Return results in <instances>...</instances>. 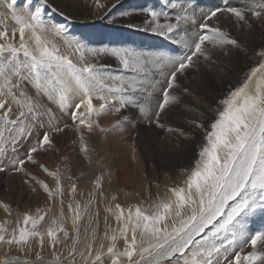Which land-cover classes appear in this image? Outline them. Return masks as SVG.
<instances>
[{
  "label": "snow or ice",
  "instance_id": "6c2138e0",
  "mask_svg": "<svg viewBox=\"0 0 264 264\" xmlns=\"http://www.w3.org/2000/svg\"><path fill=\"white\" fill-rule=\"evenodd\" d=\"M17 3L18 0H11L7 8L18 26L13 28V35L18 31L20 42L18 45L0 43V109H6L0 114V122L19 126V133L11 137L13 152L18 148L20 134L34 127L45 126L44 116L49 117L51 131H62L52 123L56 119L53 109L45 107L39 99L29 95L23 88L25 82L35 89L36 97H46L48 101L58 105L61 112L71 109L69 114L74 123L77 120L80 124L85 123L84 113L80 111L82 108L89 115L94 112L99 115L104 110L114 109L115 112H120L132 105L138 107L149 124L162 126V113L167 107L179 103L178 98L169 91L174 89L178 74L183 75L186 69L193 66L194 57L210 60L209 53L202 46L206 42L218 48L238 46L236 40L229 38L219 27L211 26L210 21L218 18V13L230 14L236 22L245 24L249 23L246 12H251L254 18L264 16V0H246L247 6L243 8L217 7L200 14L194 11L189 14V10L185 9L183 14L175 16V23L168 22L167 12L144 9L151 18L145 23L152 32H158L169 39L172 38L171 34L179 33V39H173L172 42L182 45L187 50L184 54L161 52L141 55L125 48H87L78 41L66 40L65 47L77 57L74 60L69 54H62L59 47L47 39L49 33L62 36L64 27L46 22L43 17L46 0L34 10L31 0L19 11L16 10ZM97 4L98 7H103L99 0ZM169 6L179 7L175 3ZM120 15L126 16L128 13ZM162 16L166 21L164 24L158 22ZM182 25L184 28L181 31ZM6 35V31L0 30V40H5ZM105 54L115 57L124 70L143 74V78L125 81L122 76L106 72L107 66L93 62ZM260 55L264 56V52ZM152 69L164 78L162 83L166 85L160 88L162 98L156 105L151 103L152 92L161 81H148L147 77ZM254 80L253 89L251 82ZM184 91L188 92V89ZM17 92L23 102L17 98ZM128 92L147 95H142L141 100L134 103L130 96L123 95ZM7 98L19 106L15 119L11 118V106L6 108ZM93 99L101 101L98 108L94 106ZM222 104V110L218 111L217 118L210 125L211 130L206 134V144L199 152L200 160L185 181L186 189L172 188L170 191L174 199L153 204L151 211L137 207L126 218L123 209L117 204L115 208L118 214L115 219L120 223L123 250L117 247L116 235L110 237L112 243L106 252L103 251V244L100 245V250L94 251L93 244L89 242L85 252L79 253L83 264H124L125 260L126 264H241L242 261L255 264L259 256L254 252L241 256V252L237 251L232 259L223 254L229 251L237 239V233L232 228L239 222V218L257 210L264 211V61L250 70L244 82L230 91ZM88 128L89 131L92 130L91 122L88 123ZM50 142L49 132L45 131L38 146L31 147L25 158L11 159L9 167L15 172H21L26 162L36 163L32 154ZM2 154L3 149H0V155ZM40 167L44 168L43 165ZM6 170L3 160H0V172ZM44 171L48 172L46 168ZM48 175L56 174L48 172ZM98 181L99 178L97 187ZM37 183L51 199L53 192L49 187L43 181ZM59 183L57 177V193ZM75 189L76 185L73 183V193ZM91 203L92 200H89L88 204ZM4 207L7 211V206ZM68 208L72 213L73 231L77 235L73 238L72 250L68 252L67 259L75 264L81 206L77 203L73 208L70 203ZM87 210L88 205H85L84 211ZM44 219L43 215L37 219L25 214L23 224L26 227L18 225L11 233L0 226V244L16 246L23 251L24 246L33 238L39 237V244L43 247L44 236L37 225ZM52 225L47 229V238L53 249L52 255L59 260L61 257L55 252L60 244L57 233H63L65 239L69 233L56 220L52 221ZM229 232L232 239L225 235ZM258 242L264 243V232L257 231L247 240L253 248ZM0 264L30 262L21 261L19 257L5 256L0 258ZM36 264H43L39 252L36 253Z\"/></svg>",
  "mask_w": 264,
  "mask_h": 264
},
{
  "label": "rangeland",
  "instance_id": "374dc122",
  "mask_svg": "<svg viewBox=\"0 0 264 264\" xmlns=\"http://www.w3.org/2000/svg\"><path fill=\"white\" fill-rule=\"evenodd\" d=\"M88 1L90 2L92 9L96 10L99 8L97 4V0H88ZM1 2H3V0H0V3ZM8 2L11 3V0H8ZM19 2H23L22 4H28L29 0H18V3L16 5L17 11L21 10V8L18 7ZM210 2L212 1L211 0H119L117 5L110 12L109 18L106 19L107 24L112 23L114 25L107 26L105 25L106 23L105 24L102 23L103 25L97 24V27H95V30H94V37L92 39L100 38L102 42V39H104L105 33L110 32V29L112 28V31L114 32V36L111 37L109 34H107L105 37L106 39H104V43L103 44L100 43V47L104 45L103 46L104 48H111V46L112 47L114 46V48H116L115 42H117L119 48L129 49L141 55H151V54H156V53H161V52L166 53V54H172V55H178V54L182 55L187 50L183 48L182 45L174 44L172 42L173 39H179V33L171 34L172 38L169 39L167 36H161L159 34L154 35V34L144 32L145 30L150 31L149 25L145 24V22L151 20V18L147 16V13L144 11V9H153L156 11L167 12L169 14L168 22L175 23V16L178 14H183L185 9L189 10V14H191L193 11L196 12L197 14H200V13H206L210 10H214L217 7L229 6V5H226L228 4L226 0H221L222 4L220 5L217 3L219 2V0H217L215 2V6L217 7L210 9V7L212 6L214 7V5L212 6L210 5ZM171 3L178 4L179 7L172 8L169 6ZM41 4L43 3L40 0H31V6L33 10L36 6L41 5ZM99 4H101L100 0H99ZM246 6H247L246 0H240V1L234 2L229 7L243 8ZM124 12H127L128 15L121 17L120 13H124ZM228 15L230 14L218 13L217 17L220 20L218 18H213V20L210 21V24L211 26L219 27L222 31H225L228 34L229 38L237 41L238 46L230 45V46H233L234 50L235 48L237 49V47L241 45L242 47L247 46L246 47V51H247L246 52L247 53L246 62L242 63V65H239V70L241 71L240 72L241 78L239 79L240 81H238L234 85H229V87L227 86L228 88L224 87L222 93L219 94V97L212 99L210 101L212 106H215L217 103V105L215 106L217 107L216 111L215 113L212 114L211 119L209 120L210 122L208 123L209 126L207 125L206 133L201 136V139H202L201 146L198 149H188L185 152L184 155L186 157L185 160L187 161V163L184 166L179 167V169L176 168L174 170L169 171L170 173L168 171H164L163 172L164 174H160L161 177H158V179L156 180L155 179L147 180L145 190L148 191V194L144 190L146 194L143 195V197L148 196L146 197L148 201L145 204H142L139 201H133L131 204H128V203L126 204L127 199L129 198L131 199L132 197L142 196V194L141 195H137L136 193L133 194L134 191L133 192L125 191L123 193L121 191H118L116 192L117 197L115 193L112 194L114 196L113 197L109 193L107 194L106 192L97 190L95 194L89 199V200H92V203L90 205L88 204L89 200H87L88 196L86 194H85L84 199L81 198L83 201L79 199V196H80L79 193L81 192L80 191L78 192V190H75L73 195H69V192L65 188L67 183H65V179H62V178H64L67 175L65 178L66 180L68 179V175L72 170L71 167L76 165L77 158L75 157L69 158L65 161H61L58 166H55L56 164H55V161L52 159L53 158L52 155L50 153L46 154L47 156L44 154V149H46V147L48 148L51 145H53L52 142H50V144L45 145L43 147H39L38 151L32 154L33 159L36 161V163L30 164V162H26L21 172L13 171L11 167H9V163H8L11 159H14L17 157L25 158L28 150L31 147L38 146V141L42 138L43 133L45 131H48L50 133H55V131H51V128L48 124L49 117L44 116L43 120H44L45 126L43 128L34 127L31 130H26L22 134H20V137L17 141L18 148L15 152H13L12 149L14 146L11 143V137L16 136L19 133V126L18 125H5L3 124V122H0V133H3V135L0 136V149H3V154L0 155V160H3L4 166L7 169L4 172H0V205L2 204L1 206L4 209H5L4 206H8L7 208L8 211L6 214L7 216L4 214L0 216V226H3L9 231V233H11L13 229H17L18 225L19 227H26L23 224V216L25 214H28L29 216H32L37 219L39 218L40 215H43L45 217V219L37 225V229L44 236L43 247H41V245L39 244V237L33 238L28 245L24 246L23 251H20L16 246H8V245L0 244V258H3L5 256L14 255L15 257L17 256V257L24 259L22 261H29L30 264H32L33 263L32 261H36V253L39 252L42 258L55 259L54 256L52 255L53 249L49 246V243H48L47 229L48 227H51L52 221L56 220L58 225H62L65 228V230L69 233V236L67 239H65L63 236V233H57L60 239V244L57 245L55 252L58 256L61 257L59 261L61 260L63 263L72 264V262L67 259V254L69 251L72 250L73 238L77 234L73 231V225L71 221L72 213L69 212V208H68L70 203L73 205V208H75V205L77 203L79 204L81 203L80 204L81 219L80 221H78L79 240L76 246L77 256H76L75 264H83V261L79 253L85 252L86 245L89 242L93 244L94 251L100 250V245L103 244L104 245L103 251L106 252L107 247L112 243V241L110 240V237L112 235L117 234L116 235L118 237L116 241L117 247L120 250H123V247H124L123 238L120 236V233L118 230L119 229L118 227H120V223L115 219V214H118V210L115 208L117 204L120 205V207L123 209L124 217L126 218L129 212L134 213L135 212L134 210L141 205H142L141 206L142 210L151 211L152 210L151 206L154 203H159V202L166 201L169 199H174L175 197L173 193L170 191V189L172 188L178 189V188L183 187L186 189L187 186H186L185 181L187 177L190 175L191 171L196 167L197 161L200 160L199 152L201 151L202 147L206 144L205 137H206L207 132L211 130L210 128L211 123L217 118L218 111L222 110L223 108L222 101L228 96L230 91L235 89V87H239L244 82V80L247 78L248 74L250 73V70L253 67H257L260 62L264 61V56L260 55V53L264 52V19H263L264 16L260 18H254V17L252 18L251 12H246V17L247 18L251 17L253 22L245 24L243 22H239V23L236 22L234 18ZM43 17L47 23L50 21V23L54 22L55 24L60 25L59 23L60 19H55L54 17L49 15V9L46 6L44 8ZM10 19H11V14L9 16L7 15V19H5V21H8V22L11 21V26H13V28L18 27L15 25V22L13 21V19L12 20ZM217 19L219 20V23H217L218 22ZM223 20L224 21L229 20L228 21L229 23L224 24L222 23ZM158 22L160 24H164L166 21H165V18L162 16L159 18ZM137 23H142L143 25L145 24L147 27L144 28L145 30L143 29L144 31H139L140 33L136 36V39H137L136 40L133 36H131L134 34V31H133V28H130V27H133V24H137ZM6 24L9 25L10 23H6ZM188 27L191 28L190 25ZM183 28L184 26L182 25L181 31L183 30ZM82 29H86V28H82ZM7 34L8 35H6L5 40H0V43H14L16 45L19 44L20 37H19L18 31L16 32L17 35L15 34L16 36L11 33H7ZM80 36L81 35L79 31L74 30L73 27H67L64 24V33L62 34V36H59V38L61 39L63 45L65 46L66 40L71 39L72 41H79L80 39H82ZM27 38L28 37L26 34V39ZM82 41L85 43V46L86 45L90 46L95 43L94 41H90L89 38L87 37L85 39H82ZM171 44H173V46ZM204 46L207 51L209 50L211 57L215 58L216 60L218 59L220 61H226L229 66L232 65L231 61L228 59L229 56L232 54V50L230 51L231 48L229 47V45L224 46V48H218V47H213L211 44H208L206 42ZM132 47L134 48L136 47V50L133 49ZM229 51L230 53H228ZM21 59H23V57H21ZM193 60H194V64L191 68L186 69L183 75L178 74L174 89L169 90L170 94L174 95V94H177V92H179V90L182 88L183 82L185 81V78H184L185 75L195 73V71L202 69V64H201L202 58L194 57ZM102 62H104V64L102 65L107 66L105 71L110 74H113V75L117 74L119 76H122L123 78L127 75H131V71L124 70L121 67H118L117 65L116 66L111 65V64L107 65L105 60H102ZM141 77H142L141 74H139V79ZM124 80L128 81L129 79L124 78ZM162 82L163 81H161V87L164 85ZM208 85L209 86L211 85L210 87H215V81H213L212 78H209ZM203 86H201L200 88L202 89ZM251 87L254 89L255 80L251 82ZM23 88L34 99H39L40 103H42L45 107H51L53 109V112L56 114L55 115L56 119L52 121L53 125H55L56 127H61V129L62 128L64 129L65 127H63L61 123L68 122L70 124V122L72 121L70 115L65 111L61 112L59 110L58 105L48 101L46 97L44 96L36 97L35 89L30 85V83L25 82L23 85ZM156 88H157L156 91L152 92V97H151L152 104L154 103L156 104V102L158 103V93H160L161 95L160 85L158 84ZM196 92L197 94L201 95V92H199V89L196 90ZM16 94H17V98L21 99V101L23 102V98L19 96V93L17 92ZM128 94L130 93H123V95L131 97V94L130 95ZM145 95H147V93H145ZM155 95L157 96V98L155 97ZM206 100L207 99H205V101ZM5 102H6V108L10 105L11 108L13 109V115L11 118L15 119V114L18 112L19 106L11 102L10 98H7ZM5 110L6 109H0V114H2L3 111ZM135 111L137 112L135 116L137 115L143 120L145 119L143 115L139 112V109H136ZM164 113H162V116L164 115ZM77 146L78 144L76 145V148H75L76 152L81 153L82 152L81 150L83 148L77 147ZM84 149L86 151V147ZM40 154L42 155L39 157ZM87 156L85 157L86 159H84V163H83L84 175H82L81 177L85 176L87 174L85 172L89 171L88 167L90 166L89 164L91 163L89 160H87L88 159ZM41 161L46 162L44 163L46 168L49 166V168H47V170H49L48 172L56 173V176L59 177V181H60L59 193H57V186H53L52 188L51 185L49 186V184H47L49 189L53 192V197L50 199L48 195L44 193V191H41L42 194L44 195L36 200L33 198L32 201L35 200L36 202H33L34 204H32L31 198L33 195L32 194L33 191H32V187L30 186V184L28 182H23L22 183L23 185L15 189L16 184H15V180L13 177L18 175L19 173L24 174V175L28 174V169L35 170L36 168H39V164ZM64 166L66 167L68 166L69 170H66ZM41 171H43V169H41ZM48 172L45 173V176L48 175ZM47 177H50V176L48 175ZM98 178H99V182L101 183L100 177ZM181 179L183 180V183L178 184V182ZM130 188L133 189L134 187L133 186L129 187L128 190H131ZM133 190H135V188ZM67 192H68V195H67ZM151 192L153 193L151 194ZM98 195H101L100 199L98 198L96 199ZM15 197L19 199V202L21 201L18 205H15V203H13ZM85 205H88L89 207L87 212L84 211ZM89 224L91 225L89 226ZM27 227H30V225H28ZM232 231L237 233V239L235 240L234 244L229 248V251L227 253H224L223 255L227 256L229 259H232L234 257L235 252L237 251L241 252V256L246 255L250 252H254L256 255L259 256V259L256 260L255 264H264V243L258 242L255 248H253L250 244L247 243V240L250 239V236L254 234L255 232L257 231L264 232V211L257 210L255 213H249L247 216L239 218V222L236 224L234 228H232ZM129 235H130V232H129ZM225 235L228 236V239H232L231 232L225 233ZM124 264H126V260ZM241 264H246V262L242 261Z\"/></svg>",
  "mask_w": 264,
  "mask_h": 264
},
{
  "label": "bare ground",
  "instance_id": "6f19581e",
  "mask_svg": "<svg viewBox=\"0 0 264 264\" xmlns=\"http://www.w3.org/2000/svg\"><path fill=\"white\" fill-rule=\"evenodd\" d=\"M40 1L43 4L45 3V0H40ZM100 1L103 7H99L96 10L91 8L90 2L88 0H46V7L49 9V15H51L55 19H60L59 21L60 25H63L64 27L65 24L67 27H73L74 30L80 32L81 35L80 37L82 39H85L87 37L89 38L90 41L95 42L93 45L90 46L86 45L88 46L87 48L99 49V48H104L103 47L104 45L100 47V43L101 44L104 43V39H106L105 38L106 35L109 34L111 37H113L114 32L112 31V28L111 29L109 28L110 32L105 31L106 33L104 39H102L101 42L100 38L92 39L94 37L95 27H97V24L100 25L102 23L104 24L106 23V19L109 18L110 12L117 5L119 0H100ZM211 1L212 2H210V5L211 6L214 5V7L212 6L210 7V9L217 7L215 6V2L217 0H211ZM237 1L240 0H229V2L228 0H226V2L228 3L226 5L230 6ZM8 3H9L8 0H3V2L0 3V28L1 30L6 31V33L13 34L12 31L13 26H11V21L9 22L5 21V19H7V15L9 16L11 14L9 9L7 8ZM22 3L23 2H19L18 4V7L21 9L24 8L25 5H27ZM217 3L219 5L222 4L221 0H219V2ZM247 19L249 23L253 22L251 17H248ZM10 20H12V18ZM219 20L217 23H219ZM228 21L229 20L227 21L223 20L222 23L227 24L229 23ZM5 22L10 24L7 25ZM48 23L51 25L54 22L50 23L49 21ZM145 24L143 25L142 23H137V24H133V27H130L128 25L130 28H133L134 31V34L131 36H133L136 39V36L140 33L139 31H144L145 30L144 28L147 27ZM105 25L112 26L114 24L106 23ZM82 28H86L87 30ZM144 32L154 35L158 34V32H152L151 30L150 31L145 30ZM47 39L52 43H55L59 47L60 52L62 54L67 53L69 54L70 58L74 60L77 58L76 56H73L71 54L70 49L68 50V48H66L63 45L59 36L49 33L47 35ZM82 39H80L78 42H82V44L85 45ZM115 45L116 48H119L117 42H115ZM171 45L173 46V44ZM229 47L231 48L230 51L232 50V54L228 58L232 63L231 66H229L226 61H220L218 59L216 60L215 58L211 57L208 50L207 52L209 53L210 60L205 61V59L201 57L202 69L195 71V73L184 76L185 81L182 84V88L179 90V92H177V94H174V96L178 98L179 103H174L173 105L166 108V111H164L165 112L164 115L160 119V125L162 126H157L156 123L149 124L147 119L143 120L139 116L137 115L135 116V114L137 113L135 110L138 109V107H134L132 105L125 107L120 112H115L114 109L104 110L100 112L99 115H97L95 112L89 115L86 109L82 108L80 111L84 113V119H85L84 124H80L78 120L74 123L73 118L69 114L71 109L66 110L65 112H67L70 115L72 121L70 122V124L68 122L61 123L62 126L65 127L64 129L62 128V131L55 133L49 132L50 141L52 142L53 145H51L48 148L46 147V149H44V154L46 155L50 153L52 155L53 157L52 159L55 161L56 164L55 166H58L61 161H65L69 158H73V157L77 158L76 160L77 163L76 165L71 167L72 170L68 175V179L66 180L65 178L67 175L66 176L63 175L65 177L62 178L65 179V183H67V185L65 184L66 185L65 188L69 192V195H73L72 185L73 183H75L76 185L75 190L81 192L79 193L80 195L79 199L81 198L84 199L86 194L88 196L87 200H89L97 190L106 192L107 194L109 193L111 195L114 193L116 195V192L118 191H121L122 193L125 191H132V192L134 191L133 194L134 193H136L137 195L142 194V196L132 197L131 199L129 198L126 201V204L127 203L131 204L133 201H139L142 204L147 203L148 200L146 199V197L148 196L143 197V195L146 194V192L148 194V191L145 190L147 180H151V179L156 180L158 179V177H161L160 174H164L163 173L164 171L169 172L176 168L179 169V167H182L187 163V161L185 160L186 157L184 155L185 152L188 149H198L201 146V142H202L201 136L206 133L207 125L210 122L209 120L211 119L212 114L215 113L216 111L217 107L215 106L217 105V103L215 106H212L210 101L212 99L219 97V94L222 93L224 87L227 86L229 87V85H234L238 81H240L239 79L241 78L240 77L241 71L239 70V65H242V63L246 62L247 46L242 47L241 45L237 47V49L235 48V50L233 49V46L229 45ZM111 48H114V46L113 47L111 46ZM132 48L136 50V47L135 48L132 47ZM230 51L228 53H230ZM102 60H105L107 65L108 64L114 66L117 65L118 67L122 68L119 61L115 57L108 54L102 55L101 57L98 58V61L93 60V62L104 64ZM141 76H142L141 78H143V74H141ZM124 78L129 79L128 81H132L134 79H139V74L131 72V75H127ZM209 78H212L213 81H215V87H210L211 85L210 86L208 85ZM147 79L148 81L155 83L156 81L154 80L163 81L164 78L160 77L155 69H152L151 72L148 74ZM159 85L161 88V83ZM156 86H158V84ZM201 86H203L202 89L200 88ZM185 89H188V92H185L184 91ZM198 89L199 92H201V95L197 94L196 90ZM128 93L131 94V98L134 103L139 102L141 100L142 95H145V93L144 94H140V93L134 94L131 92ZM155 97L157 98L156 95ZM161 97L162 96L160 95V93H158V101L161 99ZM205 99L207 100L205 101ZM100 103L101 101L93 99V104L95 107L98 108ZM156 104L154 103L152 105H156ZM54 115L56 114L54 113ZM89 122H91L92 124L91 131H89L88 128ZM197 124L201 126L197 127L196 126ZM97 125H99V127H97ZM101 129H103V131ZM168 129H172V131H169ZM77 144H78L77 147L83 148L84 151H85L84 148L86 147V151L84 152L83 150H81L82 151L81 153L76 152L75 148ZM41 155L42 154H40L39 157ZM86 156L88 157L87 160H89L91 164H89L90 166L88 167L89 171L85 172L87 174L81 177L82 175H84L83 163H84V159H86L85 158ZM44 163L46 162L41 161L39 164V168H36L35 170L28 169V174L26 175L19 173L18 175L13 177L16 184L15 189L23 185L22 183L25 181H27L30 184L33 191L32 193L33 195L31 198L32 204H34L33 202H36L35 201L36 199H39L41 196L44 195L41 192L43 191V189L40 187L37 181H43L46 185L47 184H49V186L51 185L52 188L53 186H57L56 175L50 177H47L48 175L45 176L46 172L44 171V168L46 167ZM30 164L32 163L30 162ZM41 165H43L44 168H41L40 167ZM64 167L66 168V170H69L68 166L67 167L64 166ZM47 168H49V166ZM41 169H43V171H41ZM32 177H35V179H33ZM98 177H100V181H101V183L98 181L99 187H97L96 184ZM181 183H183L182 179L178 182V184ZM132 186L135 188V190H133L134 188L133 189L130 188L131 190H128L129 187ZM144 190L146 192H144ZM152 193L153 192H151V194ZM33 198L35 199L34 201H32ZM97 198L100 199L101 195H98L96 199ZM20 202L17 197L14 198L13 203H15V205H18ZM1 205H0V216L3 214L6 215L8 210L6 211ZM141 206L139 207L141 208ZM90 225L91 224H89V226ZM9 257H15V256L10 255ZM19 259L21 261L24 260L20 257ZM42 259H43V264H67V263H63L61 260L59 261V260L47 259V258H42ZM32 262H33L32 264H36V261H32Z\"/></svg>",
  "mask_w": 264,
  "mask_h": 264
}]
</instances>
